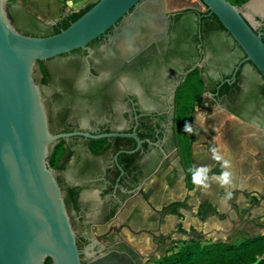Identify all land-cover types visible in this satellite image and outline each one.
Instances as JSON below:
<instances>
[{
	"label": "flooded vegetation",
	"instance_id": "obj_1",
	"mask_svg": "<svg viewBox=\"0 0 264 264\" xmlns=\"http://www.w3.org/2000/svg\"><path fill=\"white\" fill-rule=\"evenodd\" d=\"M185 5L189 4H186L185 0H179L173 6L182 7ZM179 11L168 12L165 36L152 42L129 60L120 56L122 49L116 46L113 49L114 54L107 52L105 45L110 40L112 29L95 39L93 45H87V48L81 49V51L75 53L73 50L65 55L46 60L45 69L51 79L49 82L41 84L44 86V96L52 120V131L61 129L65 130L64 132L78 130L92 133L135 132L142 141L141 147L137 150L138 143L132 137H108L112 139V146L107 152L108 157L104 160L87 159L75 166L76 171H84L89 174L106 166L108 172L115 174L118 178L119 184L120 181H126L121 187L125 193L127 191L132 195L138 193V185H135L133 179L126 175L125 169L119 161V155L123 152L136 153L134 160H129L130 167L142 176L143 174L149 175L165 163L170 162L171 153L179 152L177 98L187 74L194 69H199L205 78L206 89L201 98L202 105H208L206 108L208 113L218 107L249 124L264 129V77L251 62L246 61L245 65L248 63L252 65L259 76L249 71L244 75L245 68H243L239 88L237 89L236 85L231 92H222L221 86L225 82L232 84L237 81V74L235 78H233V74L237 65L246 56L241 60L238 58L243 57L245 53L241 54L242 51L237 42L235 45H231L225 37H210L204 47L202 44H198L200 49L196 50L194 43L189 40L192 36L191 32H194L195 21L199 16H184L176 20L175 14ZM257 21L258 24L255 25V28L258 32L263 33L264 37V16L257 17ZM186 32L189 33L184 36L183 33ZM52 61L54 64H51ZM237 61H239L238 64ZM230 74L232 76L226 78ZM37 79L38 82H42L41 76ZM98 91L106 95L105 105L101 106L102 109L99 108V111L97 105L86 100V96H92ZM63 96L66 100L61 103L58 99ZM199 109L202 108L199 107ZM197 111L198 108H195L192 113L191 125H195L194 118ZM83 117L91 118L90 121L94 127H83L80 122ZM63 118L67 122L66 125H63ZM99 120H102L103 123H97ZM56 123L59 125L58 128ZM66 129L69 130L66 131ZM118 137L127 140L116 148L114 138ZM126 159L124 163L129 162ZM118 171H120L119 176ZM64 174L67 175L66 170L57 171V177L66 192L67 182ZM143 180L139 186H142ZM132 190L135 191L132 192ZM254 190H259L264 195V188L238 189L236 191V199H232L231 205L235 217L229 211L219 213L216 209L210 211L207 207L201 210L202 213H199L197 208V215L202 222L210 214L217 215L220 222L228 220L231 228H223L220 231L225 234L237 233L239 230H249V232L253 229L262 230L264 229L262 221L264 199L261 200L260 196L253 192ZM243 191L247 193L245 194ZM236 192L233 194L235 195ZM143 195L158 217L157 219L149 217V226L139 229L134 228L130 222L119 221L116 211L103 222L90 225L88 229L79 231L81 215L73 213V204L68 203L72 221L78 233L82 264H147L158 252L168 248L174 241L176 232L190 235L203 234L199 231L186 232L180 228L179 223L175 224L173 230L168 232L163 230L168 214H176L180 219L182 215L176 210L179 211L181 207L186 210L190 209L188 201L191 196H188L186 205L173 203L157 211L158 209L156 210L154 205L149 202L148 196L145 193ZM240 195L244 198L243 202L239 200ZM120 198L119 208L123 206L129 196L123 193ZM125 223L130 224L135 230L148 229L151 232L136 234L127 227H123L120 231L112 229L107 236L100 239L97 237L107 232L110 226L120 227ZM128 232L140 238L145 234V237L142 238L143 242L149 243L152 248H144L140 238L131 241ZM95 240L97 243L92 247Z\"/></svg>",
	"mask_w": 264,
	"mask_h": 264
},
{
	"label": "water",
	"instance_id": "obj_2",
	"mask_svg": "<svg viewBox=\"0 0 264 264\" xmlns=\"http://www.w3.org/2000/svg\"><path fill=\"white\" fill-rule=\"evenodd\" d=\"M199 1L217 16L246 55L233 78L246 61L264 77L263 33L256 30L251 22L254 18L245 12L263 17L264 6L253 8L258 0H249L243 7L229 0ZM7 3L8 0H0V264H45L47 258L52 259V264H82L78 233L65 192L57 171L49 165L51 151L61 139L74 136L132 137L138 143L137 150L142 141L135 132L54 133L43 88L36 80V66L40 61L87 48L111 29L105 45L107 52L114 54L116 46L122 49L120 56L129 60L166 35L169 10L165 0H98L61 32L33 36L16 28ZM175 11L179 10L170 12ZM138 190L144 194L142 186L138 185ZM253 192L264 199L259 190ZM123 227L136 234L151 232L135 230L125 223L110 226L97 237ZM96 243L97 240L92 247Z\"/></svg>",
	"mask_w": 264,
	"mask_h": 264
},
{
	"label": "crops",
	"instance_id": "obj_3",
	"mask_svg": "<svg viewBox=\"0 0 264 264\" xmlns=\"http://www.w3.org/2000/svg\"><path fill=\"white\" fill-rule=\"evenodd\" d=\"M96 1L98 0H71V6H69V0H18L21 5L48 24L58 21L63 9L67 12H78ZM174 3L177 2L165 0L169 11H174L172 9L176 7L173 6ZM187 8L197 9L198 7L187 6ZM247 15L254 18L251 22L256 25L258 16L251 11H248ZM201 108V110L198 108L195 125H192L193 133L189 151L191 167L209 166L211 168L209 176L218 175L222 171L221 165L212 159L210 151L212 146H217L225 158L231 161L232 167L229 170L233 176L232 185L225 189L211 180L210 187L207 189L193 185L180 148L178 153L170 154V162L145 177L142 188L149 202L158 210L173 203L186 205L191 191L196 190L195 197L199 199L197 208L200 212L206 207L212 210L211 207L218 205L215 209L219 213L229 211L235 217L231 205L237 193L235 195L233 193L238 189L252 190L264 187V137L258 136V130L264 133V129L249 124L218 107L210 113L206 111L208 105L203 104ZM71 142L72 155L64 169L67 175L63 176L67 187H73L75 190L76 202L73 204V213L81 215L79 231L103 222L116 211L119 221L130 222L134 228L148 227L149 217L157 219L158 215L152 211L144 195L140 191L133 195L128 191L125 193L121 187L126 181H120L119 184L118 178L115 174L109 173L106 166L89 174L76 171L75 166L79 163L94 158L104 160L109 154L97 155L81 139ZM174 156L176 160H171ZM226 191H231V198L226 196ZM123 193L129 198L119 208ZM239 200L243 202L244 198L240 195ZM183 210L186 208L181 207L176 212L182 214L185 212ZM165 219L164 228H167L170 220H179V217L176 214H168Z\"/></svg>",
	"mask_w": 264,
	"mask_h": 264
},
{
	"label": "trees",
	"instance_id": "obj_4",
	"mask_svg": "<svg viewBox=\"0 0 264 264\" xmlns=\"http://www.w3.org/2000/svg\"><path fill=\"white\" fill-rule=\"evenodd\" d=\"M236 6H242L247 3L249 0H229ZM97 2V1H96ZM96 2L91 3L81 9L78 12H67L63 9L61 18L55 24H48L40 20L37 16H35L32 12H30L27 8L21 5L18 0H8L7 10L9 13V17L12 22L16 26V28L28 35L33 36H50L56 33L61 32L70 26L73 22H75L78 18H80L85 12H87L91 7H93ZM175 19L179 20L182 17H191V15H198L199 18L195 21L194 32H191L190 42L194 43V47L196 50H199L198 44H202V47L205 46V42L210 37L222 38L224 37L223 31L227 32L230 36L231 34L226 30L224 25L220 22L216 15L212 14L209 9L206 12H201L199 10L193 8L183 9L175 14ZM189 32L183 33L186 36ZM232 37V36H231ZM233 38V37H232ZM234 39V38H233ZM264 40V37H263ZM95 40L90 42L88 45H93ZM236 42V41H235ZM238 45V43H237ZM239 46V45H238ZM241 49V47L239 46ZM81 51V49L75 50V53ZM244 53V51L241 49ZM65 55V54H63ZM239 57L238 60L244 58ZM239 61H237L238 64ZM45 61H40V70H41V83H47L50 81V77L48 75L47 69H45ZM244 64L240 67L237 72V81L231 83L225 82L221 86V91L231 92L232 88L237 85V89L239 88L240 75L244 68ZM232 75L226 76V78L231 77ZM36 80L37 76H36ZM217 85V84H216ZM215 85V86H216ZM217 88V87H216ZM205 78L200 73L199 69H194L187 74L185 82L179 90L178 98H177V137L178 143L181 148V152L184 157L185 165L189 169L191 167V162L189 160V151H190V143H191V134L185 132V124H191V116L193 111L196 108V99H198L202 93L205 91ZM216 91V89H215ZM65 96L60 97L58 99L59 102H65ZM84 100V99H83ZM86 100L91 103L97 105V109L101 106L105 105L106 95L103 92H96L92 96L87 97ZM49 112V111H48ZM240 114L239 112H237ZM50 125L52 123L51 117ZM63 125H66L67 122L63 118ZM58 128V123H56ZM69 129H66L68 131ZM65 130L56 129L53 131L54 133L64 132ZM75 139L83 140L91 150H93L97 155L105 154L109 152L110 147L112 146V139L108 137L100 138V139H90L85 137H72L69 139L63 138L58 143H56L51 151L49 157V165L60 172L63 171L66 167V162L72 155V142ZM126 138H114L115 147L118 146L124 141ZM136 153H128L123 152L119 155V161L121 162L123 168L125 169L126 175L133 179L135 185H139L140 182L148 176V174H143L142 176L135 172L133 168H131V162L135 158ZM127 158V159H126ZM130 160L128 163H124V161ZM138 173V175H137ZM190 173V172H189ZM191 174V173H190ZM120 175V171H118V176ZM140 175V176H139ZM59 180V179H58ZM60 182V181H59ZM64 190V189H63ZM65 192V191H64ZM65 199L67 206L69 208L68 203L75 204V190L73 187H67L65 192ZM199 213H202V211ZM264 234H257L249 237L247 240L240 244H231L227 242H212L208 244H201L196 241H191L186 243L179 251L172 253L162 259L155 261L152 264H246L245 262H254L257 258V254L261 249H264ZM45 264H52V259L47 258ZM257 264H264V258L257 262Z\"/></svg>",
	"mask_w": 264,
	"mask_h": 264
},
{
	"label": "rangeland",
	"instance_id": "obj_5",
	"mask_svg": "<svg viewBox=\"0 0 264 264\" xmlns=\"http://www.w3.org/2000/svg\"><path fill=\"white\" fill-rule=\"evenodd\" d=\"M173 1L178 2L179 0H173ZM185 3L189 4V5L182 6L184 8L174 7L172 9L182 10V9L187 8V6H197L198 7L197 9H199L200 11H202V12L207 11V7L204 4H202L199 0H185ZM262 6H264V0H258L255 2L253 8L258 9ZM240 7H243V5ZM245 12H246V14L248 13L247 10H245ZM256 24H258V22H256ZM223 35L231 45H235L234 39L227 32L223 31ZM242 53L243 52H241V54ZM51 64H54V61H52ZM244 68H245L244 69V75H246L247 71H249L250 73H253V74H258L257 70L254 67H252V65H250L249 63L246 64ZM36 76L37 77L41 76L40 65L36 66ZM258 76H259V74H258ZM38 83L41 85L42 88H44V86L41 84V82H38ZM195 101H196V109L202 106L203 102H202L201 96L198 99H196ZM90 119L91 118H89V117L81 118L80 119L81 125L83 127H90V128L94 127V124L92 123V121H90ZM97 123L100 124V123H103V121L99 120V121H97ZM261 135L264 137V133H262L260 130H258V136L261 137ZM170 158H171V156H170ZM174 159L176 160V156H174L173 159H171V160H174ZM177 166L180 168V165L178 163H177ZM195 191L196 190L191 191V198L188 201L190 206H191L190 209L188 211L183 210L185 212L181 214L182 216L180 217L179 220H175V221L170 220L168 223V227L163 228V230H164V232H168L170 230H173L175 224L179 223L180 228L186 232L199 231V233H203V234H201V235L200 234L199 235H196V234L190 235V234H184V233L176 232L174 235L175 239L168 246V248L158 252L154 257H152L147 262V264H152L155 261L162 259L163 257H166L172 253L179 251L186 243H189L191 241H196V242H199L203 245L208 244V243H212V242H227V243H231V244H240V243L244 242L245 240H247L249 237L257 235L258 233L264 234V229H262V230L253 229L251 232H249V230L248 231L239 230V231H237V233L225 234V233L220 232V231L223 228H231V226L229 225V221L225 220V221L220 222L218 220V216L217 215L212 216V214H210L209 217H207V219L204 222H202V220L197 215V212H198L197 211L198 210L197 209V203L199 202V199L198 200L196 199ZM217 206L218 205H216L215 207H217ZM215 207L214 208L211 207V209L214 210ZM258 221L261 222V220H259V219H258ZM262 221L264 222V218H262ZM128 236H129V239L131 241H134V239L137 240L138 238H140V237H137V236L130 234L129 232H128ZM141 237L142 238L145 237V234H143ZM142 238H140V239H142ZM141 245L144 248H152L151 245H149V243L143 242V239H142ZM263 258H264V249H261L260 252L257 254V258L254 262L249 261L248 263L247 262H245V263L246 264H257V262Z\"/></svg>",
	"mask_w": 264,
	"mask_h": 264
},
{
	"label": "clouds",
	"instance_id": "obj_6",
	"mask_svg": "<svg viewBox=\"0 0 264 264\" xmlns=\"http://www.w3.org/2000/svg\"><path fill=\"white\" fill-rule=\"evenodd\" d=\"M69 6H71V0H69ZM185 132L193 133L191 124H185ZM212 153V159L220 163L222 171L218 175L209 176L211 168L209 166L201 165L199 167L193 166L188 169L191 173V182L198 188L207 189L210 187V180L214 181L220 187L227 189L233 183L232 172L229 170L232 167L231 161L226 159L221 150L217 146L210 148ZM226 196L231 198V191H226Z\"/></svg>",
	"mask_w": 264,
	"mask_h": 264
}]
</instances>
